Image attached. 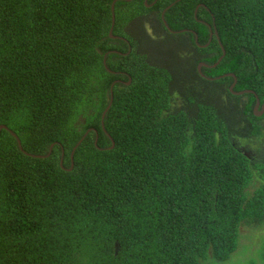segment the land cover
Returning <instances> with one entry per match:
<instances>
[{"label": "trees", "instance_id": "obj_1", "mask_svg": "<svg viewBox=\"0 0 264 264\" xmlns=\"http://www.w3.org/2000/svg\"><path fill=\"white\" fill-rule=\"evenodd\" d=\"M225 72L264 101V0H0V264H264L234 258L264 115Z\"/></svg>", "mask_w": 264, "mask_h": 264}, {"label": "water", "instance_id": "obj_2", "mask_svg": "<svg viewBox=\"0 0 264 264\" xmlns=\"http://www.w3.org/2000/svg\"><path fill=\"white\" fill-rule=\"evenodd\" d=\"M114 2L115 1H113L112 2V5H111V8H112V25H111V27H110V30H109V35L110 36H112V37H115V35H113L112 34V30H113V25H114V23H115V14H114ZM147 5H149V4H147ZM169 7V6H168ZM197 9V8H196ZM196 11V10H195ZM162 17H164V14L162 13ZM167 25V24H166ZM117 37V36H116ZM211 37H212V33H210V40H211ZM219 39V38H218ZM221 46H222V44H221ZM225 49L223 48V46H222V54L220 55V57L214 62V63H212L211 65H208L207 63H203V62H201V63H199L198 64V70L199 71H201V65H205V66H210V67H215L219 62H220V60L222 59V57L224 56V54H225ZM226 75H231V76H233V77H236L233 73H228V74H222V75H219V76H217V78L218 77H221V76H226ZM235 81H236V79L234 80V82L230 85V91L232 92V93H234V94H243V93H245V92H251V93H254L255 94V96H256V104H255V106H254V114L255 115H257V116H260L261 114H262V112H264V102H262L261 104H260V101H259V98L257 97V94L255 93V91L253 90V89H243V90H234V86H235ZM130 82V78H129V80L126 82V83H129ZM111 101H112V93H111V100H110V104H111ZM110 104H109V106H110ZM260 108V109H259ZM105 112V111H104ZM2 128H7L6 127V125H4V124H1L0 125V130L2 129ZM8 129V128H7ZM9 131L12 133V135H14V136H16V133L15 132H13L12 130H10L9 129ZM17 137V136H16ZM17 141H18V145H19V147L21 148V149H23V147H22V145H21V141H20V139L17 137ZM53 145H51V147H52ZM71 159H73V152L71 153ZM72 165H73V163H72ZM71 165V166H72Z\"/></svg>", "mask_w": 264, "mask_h": 264}, {"label": "rangeland", "instance_id": "obj_3", "mask_svg": "<svg viewBox=\"0 0 264 264\" xmlns=\"http://www.w3.org/2000/svg\"><path fill=\"white\" fill-rule=\"evenodd\" d=\"M242 231H244L243 233L247 235L241 237L240 243L247 244L249 246L244 250L240 245L234 258L243 259L244 257L247 258L248 256H253L258 259L259 250L264 241V225L255 232H252L249 228L245 229L244 227L242 228Z\"/></svg>", "mask_w": 264, "mask_h": 264}, {"label": "flooded vegetation", "instance_id": "obj_4", "mask_svg": "<svg viewBox=\"0 0 264 264\" xmlns=\"http://www.w3.org/2000/svg\"><path fill=\"white\" fill-rule=\"evenodd\" d=\"M196 12V11H195ZM204 23H207L208 25H209V23L205 20V19H203L202 20ZM169 31L170 32H173V30L172 29H170L169 28ZM179 32L181 31V30H178ZM210 33H212V37H213V35H216L218 38H219V35H218V33H217V30H215V31H212V32H210ZM117 37H120V36H118L117 35ZM211 37V38H212ZM185 36H182L181 37V39H178V41H175V39H171V44H175V45H180V46H184V45H186V41H185ZM195 40H196V42H197V36H196V38H195ZM209 41H210V35H209V39H208V41L206 42V43H204V44H202L201 46H206L208 43H209ZM183 43V44H182ZM192 51V50H191ZM191 51H188V52H191ZM187 51L186 52H184V53H182L183 55L179 58V59H188L189 57H190V55H189V53H188ZM202 57L203 58H205V59H203L202 61H200L199 63H201V62H203V63H206V59H208V57H209V53L207 52V51H204L203 52V55H202ZM198 63V64H199ZM198 64H197V70H198ZM208 64V63H207ZM208 65H211V64H208ZM202 67H210V66H205V65H201V68ZM211 68V67H210ZM199 71V70H198ZM199 72H202V71H199ZM228 73H233V72H225L224 74H228ZM223 74V75H224ZM234 74V73H233ZM202 75L203 76H205V77H207V78H210L211 79V77H208L207 75H205L203 72H202ZM235 75V74H234ZM236 79V81H235V85H236V83H237V78L236 77H233V81H231L230 82V84L228 85V88H229V90H230V85L234 82V80ZM247 89H249V88H247ZM235 90V89H234ZM241 90H243V89H241ZM246 93V92H245ZM256 93V92H255ZM257 97H258V95H257ZM259 98V97H258ZM259 101H260V98H259ZM262 102H264V101H262ZM261 101H260V104L262 103ZM255 104H256V101H255V103H254V106H255ZM254 106H253V113H254ZM260 109V108H259ZM264 115V112H262V114L260 115V116H263ZM257 116V115H256ZM253 151V150H252ZM254 155H258V153H253Z\"/></svg>", "mask_w": 264, "mask_h": 264}]
</instances>
